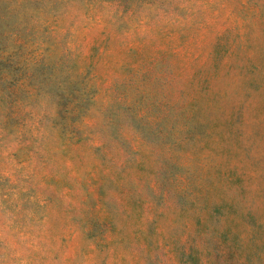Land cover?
Returning a JSON list of instances; mask_svg holds the SVG:
<instances>
[{"label":"rangeland","instance_id":"1","mask_svg":"<svg viewBox=\"0 0 264 264\" xmlns=\"http://www.w3.org/2000/svg\"><path fill=\"white\" fill-rule=\"evenodd\" d=\"M0 264H264V0H0Z\"/></svg>","mask_w":264,"mask_h":264}]
</instances>
